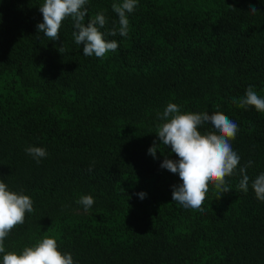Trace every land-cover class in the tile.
Instances as JSON below:
<instances>
[{
    "label": "trees",
    "instance_id": "obj_1",
    "mask_svg": "<svg viewBox=\"0 0 264 264\" xmlns=\"http://www.w3.org/2000/svg\"><path fill=\"white\" fill-rule=\"evenodd\" d=\"M43 2L0 0V180L34 209L6 251L47 236L75 264H264V201L251 187L264 173V113L239 107L250 85L264 98V0H138L123 37L108 35L122 0H88L85 23L103 12L104 39L119 45L103 58L83 55L70 17L59 40L37 39ZM170 102L223 112L239 128L231 190L210 183L202 212L172 201L181 181L160 167L178 159L170 147L148 153ZM28 146L48 155L37 164ZM84 195L94 199L87 212Z\"/></svg>",
    "mask_w": 264,
    "mask_h": 264
},
{
    "label": "clouds",
    "instance_id": "obj_2",
    "mask_svg": "<svg viewBox=\"0 0 264 264\" xmlns=\"http://www.w3.org/2000/svg\"><path fill=\"white\" fill-rule=\"evenodd\" d=\"M87 2L88 0H44L39 7L43 22L36 25L37 39L40 38L39 34H43L49 41L59 40L62 22L70 17L73 21L74 42L79 46L83 45L84 56L103 58L107 53L116 51L119 47L117 41L105 40L101 31L107 23L103 12L97 13L85 23ZM137 2L138 0H122V3L112 4V10L118 16V27L114 21L108 35L127 36L128 14L135 10ZM248 11L255 14L258 10L250 7ZM58 50L62 53L63 46ZM239 107H253L257 112L264 113V98L250 85L239 100ZM157 115L163 123L158 124V141H153L148 153L155 159L158 146L170 147L178 159L172 160L165 156L160 167L178 174L181 181L172 186V201L190 212H202L210 183L221 194L231 190L226 186V177L236 173L241 159L231 143L239 131L238 125L223 112H213L211 115L208 112H181L180 106L171 102ZM204 125L210 127L202 134L199 129ZM25 153L37 164L48 155L46 149L36 146L26 147ZM251 164L252 161H248L239 168L241 179L238 189L244 193L248 191L247 168ZM251 187L256 198L264 201V173L252 181ZM138 195L140 199H144L146 193L140 192ZM77 203L87 212L94 204V199L91 195H84ZM33 211L30 196L9 190L7 184L0 180V264H75L71 253H62L58 250L56 239L47 236L32 246H25L19 253L6 251L5 239L15 227L24 223L26 213Z\"/></svg>",
    "mask_w": 264,
    "mask_h": 264
}]
</instances>
